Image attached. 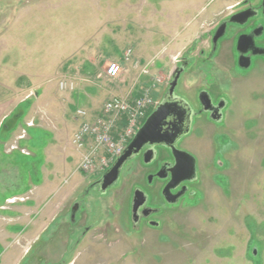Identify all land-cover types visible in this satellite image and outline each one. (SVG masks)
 <instances>
[{"label":"rangeland","instance_id":"obj_1","mask_svg":"<svg viewBox=\"0 0 264 264\" xmlns=\"http://www.w3.org/2000/svg\"><path fill=\"white\" fill-rule=\"evenodd\" d=\"M236 1L0 0V264H264V73L243 77L206 59L212 14ZM183 58L192 62L177 94L207 85L228 102L212 123V143L198 150L212 156L204 190L168 208L158 228H127L125 190L89 195L69 224L71 194L110 162L80 171L84 149L71 137L87 119H75V109L88 122L113 120L102 112L111 96L132 101L146 91L148 114ZM114 61L123 68L111 80L105 69ZM48 186L58 194L34 198ZM16 225L31 230L17 233Z\"/></svg>","mask_w":264,"mask_h":264},{"label":"flooded vegetation","instance_id":"obj_2","mask_svg":"<svg viewBox=\"0 0 264 264\" xmlns=\"http://www.w3.org/2000/svg\"><path fill=\"white\" fill-rule=\"evenodd\" d=\"M211 23L206 34V43L209 44L206 59L212 64L221 62L230 72L242 74L243 77L250 73H264V0H237L213 13ZM191 62L186 58L180 61L174 70L179 72V78ZM179 78L173 98L181 99L190 111L188 131L173 143L174 149L184 153L179 161L181 171L173 173L177 161L171 147L164 144L144 145L139 153L124 162L117 180L111 186L102 190L98 182L101 173L80 192L71 194L69 224L75 226L78 223L85 198L89 195L100 197L109 190H125L127 196L123 204L128 216L127 228H134L138 232L143 227L158 228L168 208L177 207L186 198L196 195L197 191L204 190L200 186L202 175L212 165V156L209 160H206L207 156L201 158L202 154L198 150H206L204 142L212 143V123L222 120L228 102L222 96L214 97L207 85L199 87L191 97L177 94L175 91ZM166 96L167 90L161 102L165 101ZM148 151L153 155L145 162ZM190 157L194 163L193 175L186 171ZM125 167L126 172L123 174ZM187 174L192 177H186ZM88 231V226L83 228V235L77 239V244ZM40 238L36 241H40Z\"/></svg>","mask_w":264,"mask_h":264},{"label":"built area","instance_id":"obj_3","mask_svg":"<svg viewBox=\"0 0 264 264\" xmlns=\"http://www.w3.org/2000/svg\"><path fill=\"white\" fill-rule=\"evenodd\" d=\"M120 71V64L110 62L105 69V75L107 78L113 80L117 78ZM70 86H72L71 83ZM66 87V83L64 85L60 83L59 85L60 89ZM147 93L146 91L143 92L142 96L136 97L132 101L117 96L107 100L102 106V112L115 114L113 120L95 118L93 122H88L85 109L80 108L75 110V116L77 118L84 119L86 117L87 119V121L79 125L71 139V143L75 148L84 149L79 164L80 170L88 172L94 169H101L120 154L127 141L135 133L139 126L140 118L144 116L147 107L151 103V99ZM117 116L123 119V123L120 120L119 122L115 121V117ZM122 124L124 126H121ZM27 126H31V123H27ZM111 130L114 132V135ZM12 149H19V146L13 145ZM20 150L21 153L28 155L26 149L23 148ZM96 163L98 164L96 165Z\"/></svg>","mask_w":264,"mask_h":264},{"label":"water","instance_id":"obj_4","mask_svg":"<svg viewBox=\"0 0 264 264\" xmlns=\"http://www.w3.org/2000/svg\"><path fill=\"white\" fill-rule=\"evenodd\" d=\"M219 35V34H218ZM217 35V36H218ZM216 36V37H217ZM179 78V72H174L172 79L167 88V96L165 101L159 103L156 108L146 118L144 123L136 131L133 138L125 146L122 152L114 159L110 167L102 174L99 179L100 187L105 190L117 180L120 169L124 162L132 155L140 152L144 145H166L172 148L176 157V165L173 173L181 171L179 163L182 158V152L174 149L173 143L189 129V107L181 100L174 99L173 93ZM153 153L148 151L144 160L148 162ZM189 156V155H188ZM186 171L193 175L194 163L192 157ZM186 175L191 178L192 176Z\"/></svg>","mask_w":264,"mask_h":264},{"label":"crops","instance_id":"obj_5","mask_svg":"<svg viewBox=\"0 0 264 264\" xmlns=\"http://www.w3.org/2000/svg\"><path fill=\"white\" fill-rule=\"evenodd\" d=\"M127 60V59H126ZM121 66H122V68H123V65H122V63H121ZM119 79V78H118ZM117 79V80H118ZM114 96H116V95H114ZM112 97V96H111ZM0 106H1V104H0ZM5 107H0V123H1V120H3V117H5ZM4 127V126H3ZM50 184V183H49ZM44 187H46V186H44ZM15 188V187H14ZM16 190H18V188H15ZM37 189V188H36ZM49 189V190H48ZM9 194V193H8ZM33 194V193H32ZM56 194H58V192L57 191H55L54 189H51V186H48L47 187V189H44V190H40V188H39V190H37V193L35 194V196H34V198L36 197L37 199H40V200H43L44 199V197H45V200L46 199H48V200H51V196H55ZM31 203H32V205H33V201H31ZM31 203H30V206H31ZM12 209H10L12 212H15V214H16V212H19L20 211V208L21 207H18L17 205H19V204H17L16 206L17 207H15L14 206V204L12 203ZM20 216V215H19ZM18 216V214H16V217H19ZM35 220H37V218L36 217H34V218H32V220L29 222V224H28V222H27V226L29 227L30 226V224L32 225L31 226V229H33V227H35V225H36V223H35ZM49 221V220H48ZM52 220L50 219V222H51ZM49 222V223H50ZM23 224V223H22ZM24 225H26V221H24ZM50 225V224H49ZM48 225V226H49ZM27 226L25 227V228H23V229H21V230H19V227H20V225H16V226H14L13 228L14 229H16V232L17 233H19L20 231H22L23 230V232H22V234H24L27 230H31V229H27ZM21 227H22V225H21ZM20 227V228H21ZM44 228V229H43ZM46 228H47V226H45V225H42L41 224V227H40V229H35V234L32 236V239H34V240H36L37 238H40V237H42V233L46 230ZM18 230V231H17ZM31 234V233H30ZM27 235H29V232H28V234Z\"/></svg>","mask_w":264,"mask_h":264},{"label":"trees","instance_id":"obj_6","mask_svg":"<svg viewBox=\"0 0 264 264\" xmlns=\"http://www.w3.org/2000/svg\"><path fill=\"white\" fill-rule=\"evenodd\" d=\"M4 126V125H3Z\"/></svg>","mask_w":264,"mask_h":264}]
</instances>
